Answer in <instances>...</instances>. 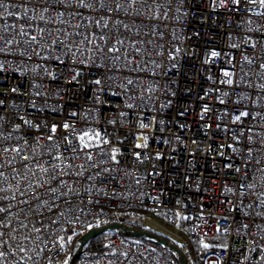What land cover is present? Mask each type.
<instances>
[{"label": "built area", "instance_id": "2783aa9c", "mask_svg": "<svg viewBox=\"0 0 264 264\" xmlns=\"http://www.w3.org/2000/svg\"><path fill=\"white\" fill-rule=\"evenodd\" d=\"M115 2L128 7L126 0L106 6ZM3 3L0 206L8 210L0 264H61L86 231L140 227L145 219L182 240L175 244L188 264H196L192 243L199 264H264V6L138 0L135 11H108L102 28L98 3ZM112 46L120 50L108 52ZM225 71L233 84L220 83ZM242 111L249 116L233 123ZM85 132L108 143L84 149L78 137ZM143 137L147 147L137 148ZM61 237L63 248L55 243ZM72 264L178 262L115 235L83 248Z\"/></svg>", "mask_w": 264, "mask_h": 264}, {"label": "snow or ice", "instance_id": "6c2138e0", "mask_svg": "<svg viewBox=\"0 0 264 264\" xmlns=\"http://www.w3.org/2000/svg\"><path fill=\"white\" fill-rule=\"evenodd\" d=\"M59 2L61 4V6H64V0H59ZM126 2L128 4V7H125V5L123 3H120V2H115L112 6L107 7L106 6V0H91V2H89V0H77V3H74L72 5V7L75 8L77 6V4H78V6L80 8H93L98 3L100 9L103 10V13L96 20V23H97V25H100L102 28H107L108 27V24L106 22V17H107V12L108 11H115L117 13H119L121 10H123L125 13H128L130 10L131 11H135V9H134L133 6H135L137 4L138 0H126ZM149 2H150V0H144L145 5H147ZM181 2H182V0H181ZM239 2H240V0H232V3L233 4H237ZM251 2L252 3H256L257 0H251ZM258 2H259V4L261 6H264V0H258ZM225 3H226V0H220V5L221 6L224 5ZM213 4H215V0H213ZM8 7H9V5H6L5 3H3V0H0V9L7 10ZM17 7H21V6L18 5ZM47 10H48L47 7H45V8L42 9V11H45V12ZM58 14L59 15H64V12H59ZM8 15L9 16H13V13L11 11H9L8 12ZM27 15H28L27 10H25L24 17H26ZM136 15L139 16V15H141V13L136 12ZM24 17H21V16H13V19L20 20V19H22ZM165 18H167V14L166 13H165ZM0 19H3V17H0ZM41 19H43V17H41ZM102 21H105V22L104 23H101ZM115 22L117 24L122 23V21H120V20H116ZM12 27H16V25H12ZM124 27L127 28L128 25L125 24ZM21 34H25V33H21ZM161 35H163V34L161 33ZM31 39L32 40H36V37L35 36H32ZM85 39H87V36L85 37ZM100 39H106V37H105V35L103 33L101 34ZM53 43L55 44L56 41H53ZM117 43L122 45L123 44V41L122 40H117ZM119 50L120 49L116 48L115 46H112V47L107 48V51L108 52H118ZM176 51L179 52V48H177ZM219 55H220V53H218L216 51H212L210 53V57H212V58H215V57H217ZM169 56H170V59H172V60H175L176 59V56L175 55H172V53H169ZM116 58H118V57H114V59H116ZM245 59H247V57H245ZM204 62L205 63H210L211 61L210 60H205ZM173 66L175 67V65H173ZM260 67L261 68H264V64L260 65ZM77 75H79V73H77ZM223 75L225 77H228V79L226 81L225 80H221L220 83H222V84L223 83H227L229 85L233 84V80L231 79L232 73H230L228 71H225L223 73ZM128 82H129V84L132 83L131 80H129ZM96 83L99 84L100 81L97 80ZM13 91H15V89H13ZM2 103L3 102L0 101V104H2ZM220 103H224V101L221 100ZM129 107H131V105H129ZM208 111H209L208 106L207 105H204L203 106V112H208ZM203 112L201 113V117H200L201 119H204ZM181 115H183V113H181ZM248 116H249V113L247 111H242L238 115H234V118H233L232 122L233 123H236L237 121H241L242 118H246ZM158 123H163V122L160 121ZM140 126L142 128L147 127V125L146 124H143V123ZM63 127L65 129H67V128L70 127V125L65 124V125H63ZM180 127L181 128H184V125H180ZM217 127H219V125H217ZM51 131L52 132H55L56 131V126H53L52 129H51ZM49 139H51V136L49 137ZM78 139H79L80 145L84 149H89L93 145L100 146L101 143H103V144H107L108 143L107 139H102L100 137V133L99 132H96V133L85 132L82 135H79ZM143 139L145 140V143L144 144H137L136 145L137 148L147 147V137H143ZM177 139H179V138H177ZM165 143H167V141H165ZM229 147H232V146L229 145ZM7 150L8 149H5V151H7ZM15 151L17 153H19L20 149L19 148H16ZM116 156H117L116 150L115 149H112V151H111V159L113 161H116ZM136 158L137 159H140V154L139 153L136 154ZM56 159L57 160H60L61 157L60 156H57ZM88 159L89 160L91 159V155L88 156ZM156 159H161V157L159 156V154H157ZM228 166H231V165H228ZM43 171L47 172V169H43ZM235 171L236 172H239L240 171V168L239 167H236L235 168ZM0 191H2V190H0ZM52 191H55V189H52ZM14 198L15 197H13V199ZM7 210H8L7 207L0 206V221L3 220V215L2 214H5L7 212ZM184 219H188V217H184ZM3 226L4 225L2 223H0V227H3ZM244 227H247V226L245 225ZM36 231H40V229H36ZM216 231H217V233H219V232H221V229L220 228H217ZM3 235H4V233L3 232H0V238H2ZM63 241H64V238L61 237L60 240L59 241H56L55 243L58 244L59 248H63L65 246V244H64ZM6 243L7 242H4V244L3 245H0V247H6ZM67 243H71V237L68 238ZM202 246L205 249H209L210 247H212L208 243H203V242H202ZM218 247H220L221 250H223V251H227V246H225V245H219ZM23 251H24V249L21 248V252H23ZM41 251H43V249H41ZM5 256H6V251H0V260H3L5 258ZM30 258L31 257H29V259ZM64 264H68V261L65 260L64 261Z\"/></svg>", "mask_w": 264, "mask_h": 264}, {"label": "water", "instance_id": "95a60500", "mask_svg": "<svg viewBox=\"0 0 264 264\" xmlns=\"http://www.w3.org/2000/svg\"><path fill=\"white\" fill-rule=\"evenodd\" d=\"M146 221L154 223L149 219H145L138 228H134L126 224L111 223L103 227L93 228L86 231L76 239V241L73 244V248L68 251L61 264H64L65 260L68 261V264H72L78 253L83 248L88 246V244L92 240L107 234H117L126 238L153 244L155 246L162 248L163 250H167L171 252L174 255L178 264H188L187 258L182 253L180 248L176 245V244L182 245L183 244L182 240L177 235L171 233L170 231L166 230L163 227L162 228L164 230H166L169 234L173 236L174 238L173 240L166 235L147 229L146 227L143 226L144 222ZM154 224L158 225L156 223Z\"/></svg>", "mask_w": 264, "mask_h": 264}, {"label": "trees", "instance_id": "16d2710c", "mask_svg": "<svg viewBox=\"0 0 264 264\" xmlns=\"http://www.w3.org/2000/svg\"><path fill=\"white\" fill-rule=\"evenodd\" d=\"M129 226L134 227V228H138L137 226H134V225H129ZM115 235H117V234H107V235L100 236V237L92 240L88 244L87 247H90V246L95 245V244H98V243H102L105 240H107L108 238H110L112 236H115ZM143 243L146 244V245H148V246H151V247H153V248H155V249H157L159 251H161L166 257L175 259L174 255L171 252H169L167 250H163L162 248H160L158 246H155L153 244L147 243V242H143ZM190 249H191V251H190V257L196 261V264H199V261H198V251H197L196 245L192 243L190 245Z\"/></svg>", "mask_w": 264, "mask_h": 264}, {"label": "bare ground", "instance_id": "6f19581e", "mask_svg": "<svg viewBox=\"0 0 264 264\" xmlns=\"http://www.w3.org/2000/svg\"><path fill=\"white\" fill-rule=\"evenodd\" d=\"M144 227H146L147 229L153 230L155 232L161 233L163 235H166L168 237H170L172 240L174 239L173 236L171 234H169L166 230H164L162 227L155 225L152 222L146 221L143 224Z\"/></svg>", "mask_w": 264, "mask_h": 264}, {"label": "rangeland", "instance_id": "374dc122", "mask_svg": "<svg viewBox=\"0 0 264 264\" xmlns=\"http://www.w3.org/2000/svg\"><path fill=\"white\" fill-rule=\"evenodd\" d=\"M67 253H68V252H67ZM67 253H66V254H67Z\"/></svg>", "mask_w": 264, "mask_h": 264}]
</instances>
